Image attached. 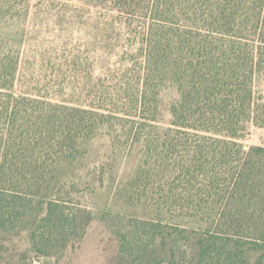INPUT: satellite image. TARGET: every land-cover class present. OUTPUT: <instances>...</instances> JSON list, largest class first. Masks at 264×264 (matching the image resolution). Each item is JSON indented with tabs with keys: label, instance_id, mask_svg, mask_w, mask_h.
<instances>
[{
	"label": "trees",
	"instance_id": "16d2710c",
	"mask_svg": "<svg viewBox=\"0 0 264 264\" xmlns=\"http://www.w3.org/2000/svg\"><path fill=\"white\" fill-rule=\"evenodd\" d=\"M116 6L128 49L98 75L75 48L0 51V264H77L96 219L106 264H264V148L240 143L264 127V0Z\"/></svg>",
	"mask_w": 264,
	"mask_h": 264
},
{
	"label": "rangeland",
	"instance_id": "374dc122",
	"mask_svg": "<svg viewBox=\"0 0 264 264\" xmlns=\"http://www.w3.org/2000/svg\"><path fill=\"white\" fill-rule=\"evenodd\" d=\"M27 2L28 8L21 4L13 11L7 10L9 5L0 9V51L20 50L23 62L29 59L38 63L40 55L46 51L75 48L93 61L94 72L98 75L115 67L121 53L128 49L126 30L117 14L118 0ZM253 90L256 99L264 97V75L256 81ZM177 99L178 94L172 85L165 84L160 88L157 113L160 128L170 125L169 110ZM240 143L244 148H264V127L247 124ZM91 146L95 151L91 154L92 159L100 162L108 142L96 139ZM128 168L124 166V171L128 172ZM113 249L114 241L108 233L107 223L96 219L78 254L81 260L77 264H106ZM101 252H105L104 258H96Z\"/></svg>",
	"mask_w": 264,
	"mask_h": 264
}]
</instances>
